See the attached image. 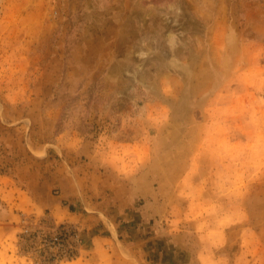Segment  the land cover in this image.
<instances>
[{"label": "rangeland", "instance_id": "obj_1", "mask_svg": "<svg viewBox=\"0 0 264 264\" xmlns=\"http://www.w3.org/2000/svg\"><path fill=\"white\" fill-rule=\"evenodd\" d=\"M64 183L128 264H264V0H0V264H96Z\"/></svg>", "mask_w": 264, "mask_h": 264}, {"label": "crops", "instance_id": "obj_2", "mask_svg": "<svg viewBox=\"0 0 264 264\" xmlns=\"http://www.w3.org/2000/svg\"><path fill=\"white\" fill-rule=\"evenodd\" d=\"M68 187L64 183L60 196L47 198L45 208L48 209V213L46 215L50 216L57 224H78L81 227L91 249L89 259L95 260L93 263L128 264L119 253V247H123V243L130 247L129 244L136 246V244L143 245L152 241V236H148L144 241L133 240L129 233L121 229L122 225L113 221L102 208L94 205L85 195L70 194ZM83 209L89 213L76 212V210ZM139 249L142 250V246Z\"/></svg>", "mask_w": 264, "mask_h": 264}, {"label": "built area", "instance_id": "obj_3", "mask_svg": "<svg viewBox=\"0 0 264 264\" xmlns=\"http://www.w3.org/2000/svg\"><path fill=\"white\" fill-rule=\"evenodd\" d=\"M50 232H45V231ZM46 230L40 228L30 230L27 227L24 229L25 234L31 238V240L38 242L39 249L50 251V258L54 261L69 257V254L76 247L73 244L72 232L62 226H47Z\"/></svg>", "mask_w": 264, "mask_h": 264}]
</instances>
